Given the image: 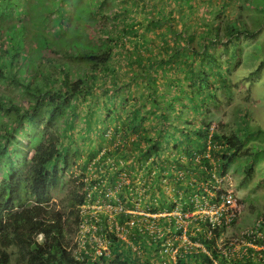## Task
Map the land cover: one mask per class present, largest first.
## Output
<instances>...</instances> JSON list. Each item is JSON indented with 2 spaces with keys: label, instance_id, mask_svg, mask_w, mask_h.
<instances>
[{
  "label": "trees",
  "instance_id": "16d2710c",
  "mask_svg": "<svg viewBox=\"0 0 264 264\" xmlns=\"http://www.w3.org/2000/svg\"><path fill=\"white\" fill-rule=\"evenodd\" d=\"M22 1L0 0V87L7 89L11 98H1L0 100V264H10L11 253L9 250L12 248L15 249L16 259L20 264H82L75 260L66 248L67 234L69 235L80 221V206L95 204L99 199L113 206H120L123 209L118 214L121 224L132 217L126 211L134 209V202L139 198L137 186L143 188V198L151 199L149 211L153 212L157 210L152 207L156 204L157 197L160 201L165 202L159 185L155 183L157 179L162 177L172 179L186 196L188 190L180 183V179L173 176L174 171L185 169L191 172L193 179L206 181L211 178L212 167L215 168L216 177L222 178L233 161L242 157L256 160L258 154L261 151L264 152V150L258 153L251 152L245 148L248 136L250 137L245 129L244 133L230 135L210 133L208 122L204 120L199 122L193 117L184 127L177 129L182 134V138H175L172 133H167L165 137L160 133V136L157 137L168 138L166 141L173 144V148L165 155L161 151L159 140H152L144 134V126L151 120V116L145 109L141 110L140 107L143 103L138 102L136 98L133 100V106L128 105L131 111L120 124L121 130L124 132L121 137L128 140L134 135V139L118 144L114 149H106L100 157V151L104 148L102 143L95 150H89L86 153V160L79 165L82 170H85L87 165L93 162L90 170L98 175L91 176L88 183H81L79 187L76 186L70 191V207L66 215L68 219H65V213L62 210L49 208V205L51 191L57 189L62 183L65 169L69 165L76 167V162H78L76 158L80 157V152L73 150L74 146H77V142L71 141V138L75 136V133L70 130L71 121L82 114V111L79 110L81 108L79 100L83 104L86 102L88 94L90 98H94L97 93L112 94L108 87H117L118 77L111 64L117 48L125 49L129 54L125 42L132 43L130 48L137 49L136 62L147 68L148 79L152 85H155L156 79H163L166 73L171 70L172 74L169 77L166 76L170 80L169 88H178L183 92L184 95L179 98V103L185 105L188 101L187 104L194 106V114L197 115L199 112L198 101L201 104L205 102L206 92L212 89V82L218 81L217 83L225 88L228 81L216 67L218 58L207 52L208 46L221 43V40L226 38L225 45L234 48L241 34L247 37L251 36V33L248 32L242 21H238L241 23L239 27L234 24L237 20L227 22L221 31L217 25L208 23L205 33L201 34L200 40L204 43V49L201 52H196L188 47L191 39L186 36V42L181 48L185 53L178 52L179 46L175 45L176 50L173 54L168 57L155 58L146 64L147 60L141 56L142 53L138 51V46L147 48V45L144 43L141 45L140 41H134L130 37L120 39L123 41L120 46L109 36H107L109 45L104 48L97 46L96 40L93 41L90 40L91 37L84 36L88 40L82 38L84 42H81V48L72 44L69 48L61 45L56 47L54 45L56 43L46 38L45 34L37 35L35 32H31L32 26L25 23L29 17H27L26 7ZM60 1L62 4L67 2V0ZM131 1L119 0L118 3H124L127 6L124 5L115 15L118 17L121 12L130 14L129 16L125 14V18L119 22L122 25L121 33L136 37L137 29L134 27L136 23L131 17V13L134 11L130 8V4L134 5V2ZM153 1L149 0L146 3V0H139L138 2L141 4V8L145 9L157 6ZM175 1L178 4L180 0ZM103 2L104 0H100L95 4L100 5ZM36 3L40 4V1L37 0ZM222 4L225 5V2L222 1ZM183 8L186 7L183 6ZM96 13L92 11L93 15ZM150 14L153 15L151 9H148L147 16ZM116 16L110 18L115 20ZM63 18H66V13L59 6V13L56 14L58 23L53 29L56 37H60L61 33L66 31L64 26L67 23ZM156 19L157 15H154L153 25H156L154 22L162 23ZM149 32L150 30L147 29L145 35ZM220 32H224V35L220 36ZM117 36L119 37L120 34ZM212 37L217 40L213 41ZM121 38H123L122 35ZM34 40L35 42L31 43ZM90 42H93V45H90ZM147 50L148 53H151L148 48ZM30 51L31 53H29ZM232 55L233 58L236 57L234 50ZM22 56L27 57L21 61ZM62 58L65 63L60 61L63 60ZM74 59L80 63L77 67L74 66ZM261 63L262 67L264 62ZM260 65L251 75L254 76L259 72ZM49 67L54 71L47 72L46 68ZM177 71H181L182 77L177 75ZM183 80L191 82L188 83V88ZM96 82L97 85L94 87ZM151 88V93L144 97V105L148 112L157 110L161 104L174 112L178 111L177 103L175 104L173 101L176 98L173 93L168 92L161 102L156 99L159 93L162 96L161 89L158 88V85L151 86ZM194 90L199 92L198 99L193 95ZM16 95L21 97L23 102L19 103L16 100ZM90 98L88 103H90ZM211 99H214V96ZM110 101L112 99L108 103ZM101 104V102H95L91 110L81 115V128H84L86 132L93 131L92 124L96 121L102 125L103 129L106 128V116L93 110L95 106ZM122 107L124 108V105ZM121 110L123 111V109ZM108 112L109 115L112 113V118L115 121L118 111L114 109L113 104ZM158 116V114H152V117ZM171 120L174 122L173 118ZM192 123L194 127L188 129ZM160 126L162 127L159 131L165 132L164 125ZM102 134H99L98 137H101ZM21 135L28 138V144L21 142ZM111 142L110 139L108 144ZM126 144L128 146H124ZM24 149L26 150L24 151ZM135 149H138L137 155ZM30 151L32 155L28 158ZM172 154L174 158L171 159ZM205 154L208 155V158L203 156ZM182 155H185L187 160L192 156H201V158L195 164L191 160H181ZM119 158L125 161V167L114 170L116 167L114 164L119 162ZM211 159L214 160V166H211ZM141 161L147 162V165L143 167ZM135 163H140V167H143L141 175V178L144 179L143 183L137 184L133 181L137 173V170L132 166ZM111 164H113L112 168H108ZM123 171L130 178L128 186L120 185L119 173ZM153 172L155 177L152 175ZM186 176V179L189 180V176ZM80 187L83 191L81 195L77 196L75 193ZM92 189L95 191L91 192ZM110 191L112 194L108 195ZM25 196L27 199H33V204L26 205L25 209L21 210L27 202ZM165 207L172 210L174 205L170 203ZM200 226L202 229L206 227L205 224H200ZM256 232L260 233L259 237L251 234L247 238L254 246L259 247V250L247 247L243 254L231 256L225 255L216 245L221 230L215 229V237L212 239H207L201 234L194 235L191 238L200 242L207 253L201 249H194V252L186 253L177 263L264 264V216L259 222ZM39 233L43 234L41 243L36 241V235Z\"/></svg>",
  "mask_w": 264,
  "mask_h": 264
},
{
  "label": "rangeland",
  "instance_id": "374dc122",
  "mask_svg": "<svg viewBox=\"0 0 264 264\" xmlns=\"http://www.w3.org/2000/svg\"><path fill=\"white\" fill-rule=\"evenodd\" d=\"M38 1H40V4L36 3L37 0L22 1L26 7L27 17H29V20L25 23L28 26H32L31 32H35L37 35L45 34L46 38L56 43L54 44L56 47L61 45L69 48L72 44L77 48H81V42H84L83 39L88 40L84 36L91 37L90 40H96V45L103 48L108 47L107 36H109L120 46L121 42H123L120 39H128L130 37L134 41H140L141 45H143L142 43L146 44L149 51H151V53H148L147 48L138 46V51L142 53L141 56L147 60L146 64L155 58L168 57V55L173 54L176 50L175 45L179 46L178 52L185 53L184 49L181 48L186 42V36H189L191 39L188 47L196 52H201L204 49V43L200 40L201 34L205 33L208 23L209 25H217L221 31L227 22L237 20L234 24L239 27L241 23L238 21H242L245 24V28L251 33V36L247 37L241 34L234 48L225 45L227 43L226 38L221 40V43L209 45L208 48L206 46L207 52L218 58L216 67H218L223 77L227 78L228 81L225 88L221 87L217 83L218 81L212 82V89L206 92L205 102L201 104L198 101L199 112L197 115L194 114V106L187 104L189 103L187 100V103L184 102L185 105L179 103V98L184 95L183 92L178 88H169L170 80L166 76L169 77L172 74L171 70L166 73L163 79H156L155 85H158V88L162 91V96L159 93L156 99L163 102L161 99H164L168 92L173 93L176 97L173 101L175 104L177 103L178 111L174 112V110L165 108V105L160 103L161 106L157 110L148 112L144 105V97L151 93V86L155 85H152L150 79H148L147 68L136 62L137 55L135 54H137V49L130 48L132 43L125 42V47L129 50V54L126 53L125 49L118 47L115 51L114 60L111 61L118 77L116 80L117 87H108V90L112 91V94L97 93L94 98H90L88 94L86 102L83 104L79 100L81 106L79 110L82 111V114L91 110L95 102L102 103L99 106H95L93 110L98 111L102 116H106V128L103 129L102 125L96 121V123L92 124L93 131L90 133L86 132L84 128H81L82 119L80 117L82 114H79L71 121L72 127L69 129L75 133L71 141L77 142V146H74L73 150L79 151L80 157L76 158V161H78L76 162V167L69 165L70 167L68 166L65 169L62 183H60L57 189L51 191L49 205V208L62 210L65 213V219H68L66 215L70 207V191L76 188V186L79 187L81 183H88L91 176L95 177V175H98L92 173L90 170L93 162L89 163L85 170H82V167L79 165L86 160V153L89 150H95L102 143L104 148L100 151V157L106 149H114L118 144L134 139V135L128 140L121 137L124 135V132L121 130L120 124L131 111L128 105L133 106V100L136 98L138 102L143 103L140 107L141 110L145 109L148 115L151 116V120L144 126V134L152 140L158 139L161 144V151L165 155L173 148V144L166 141L168 138L160 139L157 137L160 136V133L164 134V137L167 133H172L175 138H182V134L177 129L184 127L193 117L198 119L199 122L203 120L208 122L210 124V133L216 132L230 135L244 133L245 129L248 133L247 135H250V137L248 136L249 139L245 148L256 153L264 150V65L261 67V62H264V0H180L178 4H176L175 0H154L153 2L157 6L145 9L141 8L139 0H132L131 2H134V5L131 3L130 8L134 11L131 13V17L134 18V22L136 23L134 26L137 29L136 37L121 33L122 25L119 22L125 18L126 13L121 12L118 17L115 14L126 4L118 3L119 0H104L100 5L95 4L96 2L99 3L100 0H96V2L94 0H67L63 4L60 0ZM222 1L225 2V5L222 4ZM148 2L149 0H146V3ZM59 6L66 13V18H63V20L67 23L64 26L66 31L61 33L60 37L63 36L61 38L56 37L53 31L58 23L56 14L59 13ZM183 6L186 8H183ZM148 9H151L153 15L147 16ZM92 11L97 13L93 15ZM126 15L129 16L130 14ZM154 15H157L156 20L161 21V24L158 22H154L156 25L152 24ZM112 16H116L117 18L112 20L110 18ZM171 18L173 19L172 21L169 20ZM145 28L150 30L147 35H145V31L147 30ZM117 34H120V36L118 37ZM121 35L123 38H121ZM219 35L223 36L224 32H220ZM211 39L213 41L217 40L214 37ZM34 42L35 40L31 41V43ZM90 45H93V42H90ZM72 49L77 50L76 48ZM233 50L236 53L235 58L232 57ZM26 57L22 56L21 61ZM75 60L74 66L77 67L80 63ZM60 61H64L65 63L64 59ZM259 65L261 67H259V72L254 76L251 75ZM46 70L47 72L54 71L51 67L46 68ZM177 75L182 77L181 71H177ZM183 83L188 88L191 82L183 80ZM96 85L97 82L94 84V87ZM193 95L197 99L199 98L197 90H194ZM9 96L8 90L0 87V100L1 98H10ZM213 96L214 99H211ZM89 98L90 103L87 102ZM110 99L112 101L108 103ZM16 100L19 103L23 102L18 95H16ZM111 104L118 111L115 121L112 118V113L108 114ZM122 105H124V108ZM152 114H158L159 116L155 118L152 117ZM170 117L173 118L174 122H172V118ZM160 125H164L166 128L165 132L159 131L160 127H162ZM193 127L194 124L192 123V125L188 126V129H192ZM101 133H103L102 136L98 137ZM115 133L116 137L114 136ZM20 139L24 144H28L29 142L28 138L23 137V135L20 136ZM110 139L112 142L108 144ZM124 146H128V144ZM135 154H138V149H135ZM203 156L208 157L206 154ZM170 158H174V155L172 154ZM200 158L201 156H195V158L192 156L188 160L199 161ZM180 159L188 161L185 155H182ZM211 162H214V160L211 159ZM141 163H143V167L147 165V162L141 161ZM111 165L113 166V164ZM114 165L117 166V169L123 168L125 167V161L119 158V162ZM132 166L137 170L136 178L133 181L143 183L144 179L141 178L143 167H140V163H135ZM173 176L178 178L175 172ZM224 176L223 180L217 184V187L222 191L227 188L233 191V195L237 200L238 214L229 225H224L219 229L221 230V234L217 238L216 245L225 255L230 256L233 254H243L247 247L259 250L260 248L254 246L247 236L251 234L257 237L260 236V233L256 231L259 222L264 216V152L261 151L256 160L242 157L233 161L228 166ZM129 182L130 178L126 175L123 181L120 180V185L128 186ZM155 183L159 185L158 187L162 192V197L165 199L166 204L170 201H176L181 197L182 190L175 185L172 179L162 177L157 179ZM189 183L190 180L187 179L183 182V186L188 191L191 190ZM202 183L203 181H200V187ZM82 191L81 187L77 188L75 194L79 196L82 194ZM93 191L95 190L92 189L91 192ZM203 192L206 193L205 196L202 193L200 195L195 189L194 194L196 197H203V203L211 204V199L213 198L211 194L213 192H208L205 188ZM109 194H112V191ZM155 201L156 207L160 205L159 197ZM199 201L201 202V200ZM150 203V198H138L136 204L138 209L134 210L142 214V212L147 211L146 209L150 207ZM110 206L106 205V208L109 209ZM172 236L173 238L176 237L174 234ZM67 237H69L68 234ZM184 252L189 251L184 250ZM10 264L20 263L15 256H12Z\"/></svg>",
  "mask_w": 264,
  "mask_h": 264
},
{
  "label": "built area",
  "instance_id": "2783aa9c",
  "mask_svg": "<svg viewBox=\"0 0 264 264\" xmlns=\"http://www.w3.org/2000/svg\"><path fill=\"white\" fill-rule=\"evenodd\" d=\"M110 168H112V165ZM114 170H118L117 166ZM176 172L175 174L177 177L182 178L183 173L181 171ZM211 172V178L203 185L208 192L213 182L220 183L221 181V179L216 177L214 171ZM152 175H154V172ZM119 177L123 181L126 177V173L124 171L120 172ZM137 187L139 198H143V188L140 186ZM229 189L230 188L225 189L218 195H216V193L214 194V191L211 196L215 199V202L211 204L206 202L203 203V197H196V195H194L190 198V203L193 207V212L191 213H182L180 211L181 205L177 201H174L176 207L173 213L165 212L162 214H152L149 212V208L146 209L147 211L142 212V214L138 213L137 210L126 211V213L130 214L132 217L121 224L118 219H116L118 214L123 211L120 206H113L109 203L99 201H97L95 205H92V207L88 205L81 206V222L73 240L74 250L72 255L82 264H91L99 258L106 259L111 256V251L109 249L110 235H114L116 238L128 242L129 235L138 234L144 238L148 236L154 243H158L160 250H162L161 254L167 255L172 261H175L176 256L179 254V246L174 247L172 242L175 239L165 237L166 233L169 232V228H163V225L160 223L161 218L164 217V220H166V217L174 216L177 218L176 221L193 218L195 221H207L211 228L220 226L221 224L229 225L238 213L237 200L233 195V191ZM137 200L134 202V209H138L136 206ZM199 200H201V202ZM106 205L111 206L108 209ZM100 212L105 218L103 225L99 218ZM130 245L133 250H136V246L131 243ZM160 258L162 259L161 264H167L163 257Z\"/></svg>",
  "mask_w": 264,
  "mask_h": 264
},
{
  "label": "clouds",
  "instance_id": "9594fccd",
  "mask_svg": "<svg viewBox=\"0 0 264 264\" xmlns=\"http://www.w3.org/2000/svg\"><path fill=\"white\" fill-rule=\"evenodd\" d=\"M31 155H32V152L30 151L28 153V157H31ZM191 161L195 164L198 163L195 160H191ZM214 165H215V163L211 162V166H214ZM211 171H214V174L216 175L215 168L211 167ZM174 172H176V171H174ZM181 172L183 173L182 178H176V179H180V181H181L180 183L183 185V182L185 181V179L187 177L186 175H188L189 180H190L189 184L192 185V187H190L191 190L188 191V194L186 196H184L183 193H181V197L179 199H177L176 201L181 205L180 211L182 213H188V212L191 213V212H193V207H192V204L190 203V198H192L195 195L194 194L195 189L197 190V192L200 195H201V193L204 194L203 196L206 195V193L203 192V190H204L203 185L206 184L208 179L206 181H203V183L201 184V187H200V181L193 179L191 177L190 171H187L184 169V170H181ZM195 176H197V175H195ZM224 177L225 176H223L222 178H218V177L217 178L223 180ZM217 184L218 183L213 182L211 184V187L209 188L210 191H212V192L215 191L214 193H216V195H218L219 193H221L225 190V189L223 191L220 190L217 187ZM212 186H215V187H212ZM25 199L27 202L21 208V210L25 209L26 205H32L33 204V199H27L26 196H25ZM98 201L103 202V200H101V199H99ZM29 202H31V203H29ZM162 202L163 201L161 200L160 205H158L157 207H156V204H154L152 206L154 209L157 208L156 211H153V212L149 211V212L152 214H157V213L162 214L165 212L173 213L175 211L176 203L174 201L173 202L170 201L167 204L165 202L164 203H162ZM212 202H215L214 198L211 199V203ZM170 203L174 205V208L172 210H168L165 207V204L168 205ZM95 204H92V205H95ZM92 205L89 204L88 206H92ZM82 206H84V205H82ZM184 207H186V208H184ZM80 208H81V206L79 207V215H80ZM132 210H134V209H132ZM132 210H127V211H132ZM99 218L101 219L102 225H103L104 219H105L104 215L102 213L99 214ZM79 219H80V221H79L77 227L74 228L70 232L69 237L67 238L68 243H67L66 248H67L68 252H70L71 254L74 250L73 240L75 238V234H76L78 227H79V224L81 222V215H80ZM116 219H118V221H119L118 216L116 217ZM165 219L166 220H164V217H163L160 220V223L163 225V228H165V229L169 228V232L166 233L165 237L166 238L168 237L169 239H175L172 242L174 247L179 246V254L176 256L175 261H172L171 258H169V256L161 254L162 250H160L159 244L154 243L152 241V239L149 238L148 236L146 238H144L143 236H140L138 234H133V235H129L128 242L120 240V239L116 238L114 235H110L109 236V239H110L109 249L111 251V256L106 258V259L99 258L97 261L92 262V263H94V264H161L162 259L160 257H163L164 260L167 262V264H178L177 263L178 260L180 258H182L186 253L194 252V251H192L193 249H195V250L201 249L203 252H206V250L204 249L202 244L200 242H198L197 240H193L191 237H193L194 235H197V234H201L207 239H212L215 237V229L217 230V229H220L221 227L224 226V224H221L220 226H216L214 228H211L207 221H203V220H196L195 221V220H193V218L183 219L182 221H176L177 220L176 217L170 216V217H166ZM168 224H169V227H168ZM200 224H205L206 225L205 229H202ZM172 234H174L176 237L173 238ZM36 241L38 243H41L43 241V234H40V233L37 234L36 235ZM117 243H118V245H117ZM130 243L133 244L134 246H136V250H133ZM193 244H194V246H193ZM184 250H188L189 252H184ZM9 252L11 253V257L17 256L14 248L10 249ZM73 258H74V256H73ZM10 262H11V259H10Z\"/></svg>",
  "mask_w": 264,
  "mask_h": 264
}]
</instances>
